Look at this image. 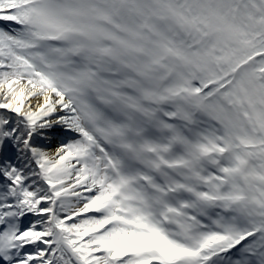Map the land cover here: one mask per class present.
Returning a JSON list of instances; mask_svg holds the SVG:
<instances>
[{"label": "snow or ice", "instance_id": "snow-or-ice-1", "mask_svg": "<svg viewBox=\"0 0 264 264\" xmlns=\"http://www.w3.org/2000/svg\"><path fill=\"white\" fill-rule=\"evenodd\" d=\"M0 264H264V0H0Z\"/></svg>", "mask_w": 264, "mask_h": 264}]
</instances>
